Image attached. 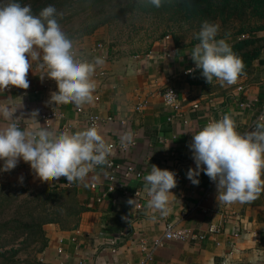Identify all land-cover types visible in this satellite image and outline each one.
<instances>
[{"label": "crops", "instance_id": "crops-1", "mask_svg": "<svg viewBox=\"0 0 264 264\" xmlns=\"http://www.w3.org/2000/svg\"><path fill=\"white\" fill-rule=\"evenodd\" d=\"M91 46L75 49L88 52ZM193 47L175 48L167 41L148 52L169 53L168 58L160 61L134 57L115 59L110 56L108 61L98 67L107 74L98 86L100 100L97 103L80 106L82 114L77 113L79 107L75 104L49 103L50 94L57 90V86L47 85L44 79H40L42 72L34 62L27 76L30 87L25 90L10 86L4 91L0 90V106H7L14 111L15 115L20 117L21 128L27 131L43 126L41 114L55 108L64 116L63 119L54 121L50 129L57 135L61 133L60 129L64 125L71 126L70 132L84 130L85 115L101 114L114 116L116 119L124 118L127 120L126 127L123 128L118 121H113L103 125L99 131L107 144L111 142L122 144L121 138L125 133L133 134L131 142L133 145L127 151L111 152V156L123 166L126 164L140 166L147 175L152 164L162 168L163 151H173L177 155L176 173L179 177L176 175L177 186L170 190L173 195L169 197L170 212L166 216L168 219L178 224L180 213L188 207L192 208L200 200L203 201L204 211H196L178 224L179 227L187 228L194 233H202L209 225L221 220L220 214L232 215L225 227V234L220 237L222 242L220 247L215 246L211 240L171 241L155 253L149 264H261L260 261L264 259V206L261 195L252 203L218 204L216 186L206 192L205 180L208 176L201 171L197 177L199 184L194 185L187 178V172L190 168L196 167L189 148L192 136L208 121L231 114L240 132L245 131L255 121L264 99V49L261 51L260 65L254 64L255 80L243 82L237 90L235 88L233 92H222L221 96L212 99V95L219 93L211 91V87L204 85L200 69H196L191 75L185 74L189 68L195 67L188 55ZM171 76L173 77L171 85L178 90L183 100V115L189 120L187 126L180 120L167 122V112L158 97H150L141 112L137 113L134 110L148 91L153 89L155 81ZM149 86L152 87L149 89L147 88ZM237 100L248 101L252 107L240 109ZM194 105L198 106L196 110L192 109ZM33 111L38 112L36 117L38 122L30 118ZM7 123L8 121L0 117V128L5 127ZM160 139L163 141L160 142ZM165 163L168 164L167 167L172 165L168 160ZM2 166L3 161H0V167ZM25 172L33 171L27 163L20 160L15 169L0 172V181L16 179ZM103 173V167L94 168L83 183L68 184L64 177L46 182L47 185L58 189L73 188L85 210L75 228L61 230L55 225L45 226L47 238V247L43 254L45 264H140L142 254L138 240L143 237L150 243L164 234L163 223L159 221L160 213L148 209L145 201L143 211L133 221L131 233L125 238L121 237L124 217L133 212L134 206L122 198L116 205H111L108 201L102 203L96 201L100 191H94L90 186L96 184L99 189L103 188L105 184ZM124 184L125 189L133 192L144 189L145 181L129 179L125 180ZM238 227L244 231V235L237 242L236 250L231 253L226 242ZM59 248L62 249V254L57 253Z\"/></svg>", "mask_w": 264, "mask_h": 264}, {"label": "clouds", "instance_id": "clouds-1", "mask_svg": "<svg viewBox=\"0 0 264 264\" xmlns=\"http://www.w3.org/2000/svg\"><path fill=\"white\" fill-rule=\"evenodd\" d=\"M148 2L157 8L162 6V0ZM58 15L62 17L53 5L37 15L30 4L0 0V90L10 86L28 89L27 76L35 62L42 72L41 80L56 82L57 90L50 94L49 103L78 107L92 104L97 88L93 77L105 57L96 56L91 61L78 58L74 42L58 23ZM218 33V24L202 22L195 34L199 42L188 54L195 69H188L187 74L200 69L207 83L215 79L222 86H231L246 75V66L225 39H217ZM175 97L171 90L165 94L169 105ZM37 115L33 111L30 118L37 121ZM0 117L8 121L0 128V172H10L23 160L42 182L64 177L72 184L85 182L96 166L108 164L112 147L95 124L57 135L43 126L31 131L22 129L20 117L7 106H0ZM236 128L233 115L225 114L193 134L189 144L196 167L188 170L187 178L198 185L197 177L203 171L216 184L218 204L252 203L264 193V112L252 130L241 134ZM132 138L131 132L125 133L122 145L126 147ZM144 181V190L150 197L147 208L167 216L169 197L173 195L170 190L177 186L176 173L152 164ZM128 203L135 206L136 199Z\"/></svg>", "mask_w": 264, "mask_h": 264}, {"label": "rangeland", "instance_id": "rangeland-1", "mask_svg": "<svg viewBox=\"0 0 264 264\" xmlns=\"http://www.w3.org/2000/svg\"><path fill=\"white\" fill-rule=\"evenodd\" d=\"M19 2L30 4L33 13L37 15L44 7L55 6L58 13H62V17L57 16L58 23L62 31L74 42V48L91 45L93 47L99 41L115 59L144 56L156 46L165 43L167 36L175 48L195 46L199 42L195 34L206 20L219 25L217 39H225L230 42L231 47L239 41L259 40L256 46L251 42L246 44L245 50L238 55L245 63L246 75L236 84L222 86L215 79L209 84L202 77L205 86L219 93L212 95V99L221 96L222 92H233L235 88L237 90L243 82L255 80L254 64L261 63L264 31L255 33L249 31L256 25L264 26V0H162L159 9L167 10L156 12L151 9L158 8L151 5L148 0H112L102 8H91L87 0H19ZM240 23L250 26L243 32L246 36L243 40H238L243 35L237 33ZM0 184L19 185L28 192L43 187L49 190L52 188L36 177L34 172H25L16 179L0 181ZM28 192L24 194L28 195ZM262 200L264 206V196ZM54 208L53 203L43 208L33 206L28 215L12 218L15 223L11 225L10 232L0 238V264H45L43 254L47 245L42 242L37 233L39 229L33 223H43L46 217L49 220L48 216L55 212ZM74 221L61 216L59 223L42 225V230L45 232L44 228L48 225H55L61 230L72 229L79 222ZM260 262L264 264V259Z\"/></svg>", "mask_w": 264, "mask_h": 264}, {"label": "built area", "instance_id": "built-area-1", "mask_svg": "<svg viewBox=\"0 0 264 264\" xmlns=\"http://www.w3.org/2000/svg\"><path fill=\"white\" fill-rule=\"evenodd\" d=\"M246 36L242 35L238 40H243L245 39ZM169 41V37H165V42ZM75 49V48H74ZM76 54L78 58L81 59H88L92 60L96 56H103L105 57V62L108 61L110 55L108 49L105 47V45L102 42H97L93 47H91L88 52H81L76 50ZM169 53H146L144 56H134L135 59L139 58H148L150 60H156L160 61L163 58H168ZM264 64V62H263ZM189 69H195L189 68ZM186 75H191L187 74V71L185 73ZM106 72L102 68H98L96 70V73L94 75V79L97 82V88L94 92V97L95 100L94 102L97 103L99 102V87L101 82L105 79L106 77ZM172 76L165 78L160 81H155L153 84V89L148 91V94L144 97V99L138 103L135 106V111L141 112L145 106L148 103V99L150 97H158L162 101L163 107L167 112V117L166 121L169 123H173L175 120H180L181 123L184 126H187L189 124V120L185 118L183 115L182 111V102L183 100L181 99L180 93L178 90H176L172 85ZM45 84H53L56 85V82L45 78L44 79ZM57 86V85H56ZM152 87V86H151ZM150 86L147 88H151ZM168 90H171L175 94V101L171 105H169L166 100H165V94L168 92ZM37 93V91H35ZM237 106L240 109H249L252 107V104L248 101H240L237 100ZM198 108L197 105H194L192 107L193 110H196ZM215 109V107H214ZM77 113L82 114L83 110L81 107L77 108ZM264 112V99L260 104L259 112L255 117V121L243 132H240L237 128L236 130L240 132L241 134L246 133L250 130H252L253 126L255 125L257 118L260 116V114ZM223 116V115H222ZM222 116H219L218 120L222 118ZM63 114L56 110L55 108L49 109L47 111H44L41 116L40 120L43 124V127L48 128L49 130L52 128V124L56 120H61L63 119ZM113 121H118L121 127H126L127 125V120L124 118H118L116 119L114 116H103L101 114H89L85 115L84 119V125L85 129L92 126L95 124L100 131L102 126L108 123H112ZM210 122V121H208ZM207 122V123H208ZM20 127H22V124L20 122V119L18 121ZM206 123V124H207ZM61 132L64 131H71V126L70 125H64L60 129ZM163 139H160V142H162ZM112 147V151L118 150V151H127L130 146L133 145L127 144V146H123L122 144H119L118 142H111L109 143ZM161 158H162V168L161 169H167L170 171H173L176 173V168L178 166V160H177V155L173 151H163L161 153ZM168 160L172 162V165L170 167H167V163L165 161ZM29 165V164H27ZM30 166V165H29ZM103 167L104 170V178H105V184L104 187L99 189L96 184H92L90 187L94 191H100L99 194L96 197V201L98 203H102L104 201H108L111 205H116L119 199H123L124 201H128L129 199H136L135 206L133 208V212L130 214H127L124 217V224H123V230L120 233V236L125 238L127 237L131 231H132V225L133 221L135 220V217L143 211V202H147L150 197H148L147 192L142 189V190H135L133 192L128 191L125 189V180L129 179H135L137 181H144L145 177V170L144 168L134 165V164H126L123 166L120 162L115 160L114 157L111 156V154L108 156V164L107 165H102V166H96L95 168H101ZM177 175V173H176ZM179 177V175H177ZM193 184V183H192ZM216 186L214 182H212L209 177L205 180V189L206 192L209 190L213 189ZM50 187H53L52 185ZM137 194V195H136ZM207 195V194H206ZM205 195V196H206ZM202 200L198 201L192 208L188 207L185 211L180 213L178 216V221L180 224L181 222L185 221L189 216L193 215L196 211H204L202 208ZM221 215V220L218 223H213L208 226L207 230L202 232V233H194L191 230L187 228H181L179 225L168 219L166 216H161L159 218V221L163 223L164 226V234L156 239H153L150 243L147 242V240L143 237H141L138 240V247L140 249V252L142 254V258L140 261V264H149L155 255V253L159 250L162 249L166 246L167 243L171 241H198V242H204V241H209L213 242L215 246L220 247L222 245V242L220 241V237L225 234V227L229 223V221L232 218L231 214H220ZM244 231L242 229L235 228L233 231L232 235L229 237L230 239L226 242L227 246L230 247V252H234L236 250V245L237 242L243 237ZM58 254H62L63 251L61 248L57 250Z\"/></svg>", "mask_w": 264, "mask_h": 264}, {"label": "trees", "instance_id": "trees-1", "mask_svg": "<svg viewBox=\"0 0 264 264\" xmlns=\"http://www.w3.org/2000/svg\"><path fill=\"white\" fill-rule=\"evenodd\" d=\"M91 8H102L106 7L112 2V0H87ZM167 10V8H158L157 10L151 9V11ZM249 25L245 23H240L239 30L237 33L246 32L249 29ZM264 31V26L256 25L255 28H252L249 32H259ZM253 43L252 45H257L259 40L249 41ZM248 41H239L235 46L232 47V50L239 55L245 48ZM109 55L110 52H109ZM263 178V177H262ZM58 188L52 187L50 190L46 187L38 188L35 191L28 192L24 190L19 185L11 184H0V238L1 236H6L11 230V225L15 223L12 218L14 216L21 217L23 214L28 215L33 206L40 208L45 207L49 203L55 204V212L51 213L48 218H44L43 223L37 222L33 225L39 229L37 232L39 237H41L44 245H47V240L45 237V232L42 230V225L46 224H57L59 223V218L63 216L65 219L78 221L80 219L81 213L85 210L84 204L77 199V194L73 188H62L63 190L58 191ZM25 195L24 193H27ZM263 193L261 198H263ZM23 197V198H21ZM263 201V200H262ZM74 221V222H75ZM27 228L26 225H24ZM44 248V247H43ZM1 257V255H0Z\"/></svg>", "mask_w": 264, "mask_h": 264}]
</instances>
